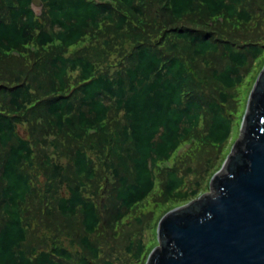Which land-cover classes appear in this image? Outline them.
Listing matches in <instances>:
<instances>
[{"label":"trees","instance_id":"1","mask_svg":"<svg viewBox=\"0 0 264 264\" xmlns=\"http://www.w3.org/2000/svg\"><path fill=\"white\" fill-rule=\"evenodd\" d=\"M40 1L0 0V264H144L123 225L209 188L264 69V0Z\"/></svg>","mask_w":264,"mask_h":264},{"label":"water","instance_id":"2","mask_svg":"<svg viewBox=\"0 0 264 264\" xmlns=\"http://www.w3.org/2000/svg\"><path fill=\"white\" fill-rule=\"evenodd\" d=\"M40 0H32L39 14ZM239 138L204 195L169 211L147 264H264V69L252 88Z\"/></svg>","mask_w":264,"mask_h":264},{"label":"rangeland","instance_id":"3","mask_svg":"<svg viewBox=\"0 0 264 264\" xmlns=\"http://www.w3.org/2000/svg\"><path fill=\"white\" fill-rule=\"evenodd\" d=\"M262 72V71H261ZM260 74V73H259ZM258 77V76H257ZM256 82V81H255ZM255 82H254V84H255ZM254 84H253V86H254ZM252 86V87H253ZM250 95V94H249ZM244 98H245V96H240V101H241V104H242V106H243V104H244ZM248 99H249V96H247V99H246V106H247V103H248ZM246 109V108H245ZM240 124H241V122H240ZM239 129H240V125H239ZM239 129H237V127H234L233 128V130H232V133H231V140H232V142H230V146H231V148H230V153H231V151L233 150V147H234V145H235V143L237 142V140H238V138H239ZM230 153H229V155H230ZM221 168V167H220ZM219 171V170H218ZM215 175V174H214ZM213 175V176H214ZM213 178V177H212ZM211 178V179H212ZM210 182H211V180H210ZM210 182H209V185H210ZM214 190L213 189H211V188H208L203 194H201L199 197H197V198H195V199H193V200H191V201H189V202H187V203H184V204H182V203H178V204H174V208H172V210H174V209H176V208H181V207H184V206H186V205H188L190 202H192V201H194V200H197V199H199L200 197H202V196H204V195H208V196H210V197H213L214 196ZM154 205L153 204H149V205H147L146 206V208H141V207H139L126 221H125V223H124V225L123 226H126L125 227V229H124V232H128V231H135V232H137V233H139V234H142L143 235V240L145 239V242H147V245H148V249H150L151 248V250H150V252L148 253V255H147V260L145 261V263L144 264H147L148 263V259H149V257H150V255L152 254V252L155 250V249H157L158 247H159V245H158V242H157V227H158V224H159V222H157V225H156V229H155V227H154V224L151 222V219H148V218H145V214L146 213H148V212H151V211H154L155 210V216H154V219H156L158 216H160L161 215V213L163 212V210L165 209L163 206L162 207H159V208H154L153 207ZM169 211H171V210H169ZM168 211V212H169ZM167 212V213H168ZM166 213V214H167ZM165 214V215H166ZM164 215V216H165ZM163 216V217H164ZM162 217V218H163ZM135 218H143V219H145V229L143 228V229H141V228H139L138 226H136L135 225V223H134V219ZM161 218V219H162ZM160 219V220H161ZM123 226L121 227V228H123ZM137 264H139V263H137Z\"/></svg>","mask_w":264,"mask_h":264}]
</instances>
